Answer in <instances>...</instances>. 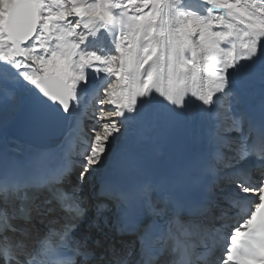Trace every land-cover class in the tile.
<instances>
[{"label":"snow or ice","instance_id":"6c2138e0","mask_svg":"<svg viewBox=\"0 0 264 264\" xmlns=\"http://www.w3.org/2000/svg\"><path fill=\"white\" fill-rule=\"evenodd\" d=\"M9 112L60 135L0 153V264H264V0H0Z\"/></svg>","mask_w":264,"mask_h":264},{"label":"bare ground","instance_id":"6f19581e","mask_svg":"<svg viewBox=\"0 0 264 264\" xmlns=\"http://www.w3.org/2000/svg\"><path fill=\"white\" fill-rule=\"evenodd\" d=\"M16 114L17 113L13 112H9L7 115L0 114V153H6L10 161L17 158H21L25 161L29 155L42 149L27 146L7 132V126ZM177 141L178 139L170 133L162 132L156 136L149 148V160L152 168H157L161 164L162 160L174 151ZM55 147L56 145L49 149H54ZM28 195L30 197L37 196L42 199L44 196L48 195V193L46 191L30 189ZM91 203L93 202L90 201L85 205L89 208V210L85 218L79 222V230L82 231V234H80L79 237L85 234L92 235L93 237L97 235V230L90 226V221L94 218V212L90 207ZM111 214L112 213L110 211L105 212V215L109 217H111ZM48 227L49 225L47 222L44 224H40L38 222L36 223V230L39 231L40 235L46 233L48 231ZM55 227H59V225H55ZM131 242L133 241L131 240ZM88 244L89 247L93 246L91 240L88 241Z\"/></svg>","mask_w":264,"mask_h":264},{"label":"water","instance_id":"95a60500","mask_svg":"<svg viewBox=\"0 0 264 264\" xmlns=\"http://www.w3.org/2000/svg\"><path fill=\"white\" fill-rule=\"evenodd\" d=\"M20 122H24L27 125L30 133L19 126ZM7 128L29 144L39 147H50L56 144L60 135L58 131H37L22 113H17L13 120L8 124Z\"/></svg>","mask_w":264,"mask_h":264}]
</instances>
